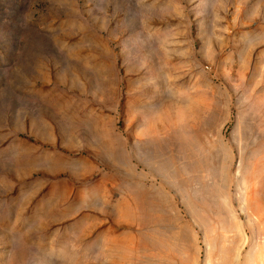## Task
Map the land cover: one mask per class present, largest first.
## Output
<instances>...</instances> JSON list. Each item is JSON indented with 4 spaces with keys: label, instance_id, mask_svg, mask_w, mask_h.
Returning a JSON list of instances; mask_svg holds the SVG:
<instances>
[{
    "label": "rangeland",
    "instance_id": "374dc122",
    "mask_svg": "<svg viewBox=\"0 0 264 264\" xmlns=\"http://www.w3.org/2000/svg\"><path fill=\"white\" fill-rule=\"evenodd\" d=\"M0 264H264V0H0Z\"/></svg>",
    "mask_w": 264,
    "mask_h": 264
}]
</instances>
